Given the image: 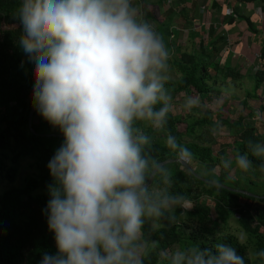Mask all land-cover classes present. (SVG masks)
<instances>
[{
    "label": "clouds",
    "instance_id": "clouds-1",
    "mask_svg": "<svg viewBox=\"0 0 264 264\" xmlns=\"http://www.w3.org/2000/svg\"><path fill=\"white\" fill-rule=\"evenodd\" d=\"M17 19L19 45L34 63L33 106L64 135L48 163L53 183L45 210L57 251L40 264H144L157 244L145 238V222L171 221L177 209L186 216L193 208L171 190L172 172L146 131L164 133L166 147L184 164L193 159L167 129L176 104L163 35L134 0H20ZM181 106L203 105L186 96ZM233 164L264 172V142L249 140L247 151L215 167L231 175ZM256 255L264 264V251ZM168 259L249 264L247 253L219 237L212 248L195 243Z\"/></svg>",
    "mask_w": 264,
    "mask_h": 264
},
{
    "label": "trees",
    "instance_id": "trees-1",
    "mask_svg": "<svg viewBox=\"0 0 264 264\" xmlns=\"http://www.w3.org/2000/svg\"><path fill=\"white\" fill-rule=\"evenodd\" d=\"M19 6L20 0H0V264H40L45 253L55 254L57 251L45 210L50 199L48 185L53 183L48 163L64 141V138L58 136L64 135L37 110L31 120L33 134L29 130L28 116L34 107V63L28 61L19 45L23 31L17 19ZM142 9L149 14L144 18L152 20L149 9L144 5ZM260 52L264 59V42ZM181 57V60L175 62L181 79L177 83H169L167 87L172 89L173 97L179 92L187 94L194 89L200 95L203 105V101L209 100L212 94L206 82L212 77L209 75L212 62L202 59L197 61L187 54ZM220 65L221 62L215 64L214 68L220 73L225 72ZM232 72L228 71L227 75L230 77ZM256 76H261V80L256 81L257 91L264 77ZM193 111L199 113L198 122L203 124L209 121L212 114L204 105ZM180 119V116L172 112L167 129L182 147L192 153L193 159L188 163L190 170L196 174L192 165L195 164L196 168L204 166L200 170H204L207 175L200 178L234 191L199 181L177 162L166 164L172 172L171 190L187 196L193 208L186 216H181L182 210L177 209L171 221L164 218L154 224L151 222V226L144 224L145 238L157 242L154 248L149 249L144 264H169V253L195 243L212 248L217 237L237 247L240 255L249 253V264H261L256 254L264 251V198L257 196L264 197V193L258 192L264 190V172L258 168L247 173L237 170L240 181L248 183L253 190L229 185L231 177L228 173L221 168L217 174L211 171L212 167L219 165L222 157H227L225 149L214 154L209 146L185 141L183 135L190 134L196 125H189L181 133L178 129ZM226 121L216 123V126L219 124L234 129L236 138L232 143V152L235 151V154L247 151L249 140L264 142V134L253 126L245 125L242 117L235 123ZM146 131L155 138V154L161 161L178 159L176 153L166 147L164 133L154 135L152 129ZM205 167L210 168V171L205 170ZM233 168H236L235 164ZM231 218L246 236L245 240L241 241L230 230L228 224Z\"/></svg>",
    "mask_w": 264,
    "mask_h": 264
},
{
    "label": "crops",
    "instance_id": "crops-1",
    "mask_svg": "<svg viewBox=\"0 0 264 264\" xmlns=\"http://www.w3.org/2000/svg\"><path fill=\"white\" fill-rule=\"evenodd\" d=\"M139 1L141 2L143 16L149 15L142 9L144 5L153 16V18H151L152 20L149 21L152 22L163 35L171 51V72L177 75V79L169 83H177L181 79V74L175 68V62L181 60L182 55L187 54L197 61L202 59L205 62H212L213 64L221 62L222 66L220 65V67H222L225 72L220 73L214 68L215 73L211 74L209 70V75L211 74L212 77L206 82L212 91L210 99H212L214 95L220 98L225 96L223 100L229 101V104H232V101L235 100L236 103L238 102L242 105H251L252 110L250 109L251 112L249 115L253 114V116H249L250 121H247V123L245 122V115H243L242 111L236 120L233 122L229 121V123H235L242 117L245 125L256 128L257 125L260 124L264 127V113L262 112L259 115L260 118H258L257 112L260 109L256 107L259 106L257 104L258 100L261 101L260 106H264V82L256 91V81L261 80V76L256 75H262L263 77L264 75L260 72H254L252 69L250 70V67L244 71L242 68L245 64L249 66L255 62L253 58L254 52L260 51L259 46L264 42V38H261L264 33V1L175 0L171 6H168L166 0ZM143 2L147 4L145 5ZM173 29L177 30L175 35ZM178 29H181L182 33H180ZM180 34H182V39L185 38L180 40L182 41V45L186 46L185 49L178 47L181 46V44L177 43L174 45L175 43H173L172 39L174 37H179ZM243 63L244 65H242ZM228 71H233L230 77L227 75ZM243 80L246 82V89L243 90L244 95L240 100L242 102H240L238 97L232 96L231 93H226L224 87L228 86L230 88L235 86L239 89L238 85H240ZM239 91L241 93L240 95H242V90L239 89ZM222 104H224V101ZM173 115L178 116L174 112ZM198 115L199 113H197L195 120L191 119V121H187L185 127L186 130L189 125H196L193 131L186 135V137L189 138L196 137L194 138L195 140H184L187 142H195L202 146H209L214 154H217L222 148H220L218 152H215L210 144L204 143L206 141L205 138L209 140L206 142L212 141L213 144L218 143L216 141L217 134H214L211 129L212 126L216 127V123L212 122L213 119H211V117L205 124L198 122V119H200ZM246 116H248V114ZM256 120H258V122H256ZM219 122L221 121L217 123ZM196 128L203 130L199 132L195 130ZM228 129L230 132L234 131V129ZM237 131L241 132L240 129ZM153 132L154 135L158 134L156 131ZM197 132L199 133L197 134ZM199 167L200 166H197V168ZM216 169L220 170V168H215L214 172L217 174L218 172Z\"/></svg>",
    "mask_w": 264,
    "mask_h": 264
},
{
    "label": "rangeland",
    "instance_id": "rangeland-1",
    "mask_svg": "<svg viewBox=\"0 0 264 264\" xmlns=\"http://www.w3.org/2000/svg\"><path fill=\"white\" fill-rule=\"evenodd\" d=\"M178 30L180 31V33H182L181 29H178ZM183 39H185V38H183ZM183 39H182V34H180L179 37H177V38L174 37L172 40H173V43H175L174 45H176L177 43H179V44H181V46H178V47H180L181 49H185L186 46H183L182 45V41H180V40H183ZM221 52H222V50H221ZM214 64L212 63L211 65L214 66ZM242 65H244V63ZM249 67H250V70H251L252 69V64H250L249 66L247 64H245L244 66H242L243 71L245 69H248ZM209 70H210L211 74H214L215 73L214 67H210ZM176 79H177V75H175L173 72H171V80L170 81H172V80L175 81ZM209 83H211V82H209ZM245 83L246 82L243 80V81H241V84L238 85L239 86L238 88L240 90H242V95H240L241 93H240L239 89H237L235 86L230 87V88L228 86H225L224 87L225 88L224 90H225L226 93L228 92V93H231L232 96L238 97V99L240 101L242 99V96L244 95L243 94V90L246 89ZM198 95L199 94L194 89H191L189 92H187V94H183V93L177 94L176 97H175V99H174V103L176 104V108H175V110L173 112L176 115H178V116L181 117L180 122L178 123V129H179V131L181 133H184L185 132V127H186L187 121H189V120L191 121V119L192 118H195L196 115H197V112L193 111L194 109L191 110V111L184 110L182 108V106H181L182 101H183V99L186 96H194V97H196L197 99L200 100L201 97H200V95L198 97ZM224 97L225 96H223V97L220 98L219 96L214 95L212 99H209V100H207L205 102L203 101L204 107L207 110H209V111L212 112V115H211V119H213L212 122L217 123L218 121H221L222 122V121H225V120L230 121V122H233L234 120H236L239 117V115H240V113H242V111H243V115H245V122L247 123V121H250L249 120L250 119L249 116H253V114L249 115V113L252 110L251 105H242L241 103H238V102L236 103L235 100L232 101V104H229V101L227 102V101L223 100ZM223 101H224V104H222ZM240 102H242V101H240ZM260 102L261 101L258 100L257 101V104L259 106H256L257 108L260 109L257 112V115L258 116L262 112L264 113V106H260ZM219 114L222 115L223 117L219 116ZM247 114H248V116H246ZM256 122H258V120H256ZM256 128L258 129V132L259 133L264 134V127H262L260 124H258ZM211 129L212 130H215V133L217 134L216 141L218 143H214L213 144L212 141L206 142V141H209V140H207V138H205L206 141L204 143L205 144H210L215 152H218L220 148H222V149L224 148L225 151H226V154H225L226 156L234 155L235 154V151L232 152L233 149H234V147L232 146V143L234 142V140L236 138V136L234 135V133L233 132H230L227 127L220 126L219 124H217L216 127H213L212 126ZM195 130H197V131L200 132L203 129L196 128ZM199 132H197V134ZM183 138L186 139V140H188V141H191V139L192 140H195L194 138H196V137H194V138L190 137L189 138V137H186V136L183 135ZM213 139H214V137H213ZM221 146H223V147H221ZM192 166H193L192 169L194 170V172L195 173L197 172L195 174V176H196L195 178H198L199 181H201L202 178H200V177L207 175V173L204 170L203 171L200 170V168L204 169V166H200L199 168H196L195 167V164H193ZM205 170L210 171L206 167H205ZM237 170H238L237 168H233V171H232V173L230 175L231 181L228 182V184L229 185H232L233 184V186H238L241 189L244 188L245 190H248V188H250V189L253 190V187H250L248 185V183H244L243 181H240V179L238 177V174H237V172H238ZM216 171L219 173L220 170L219 169H216ZM262 186L263 185H261V188H262ZM238 192H242V191H238ZM258 192L264 193V190L263 191H258ZM206 202H209V200H207ZM145 223L147 225L150 224V226H151V221H146ZM163 225H164V223H163ZM228 226L230 227V230L232 232H234V234H237L238 238L241 241H243V240L246 239V236L240 231V228L238 227V225L236 224V222H235V220L233 218H231V220L229 221ZM248 255H249V253H248ZM164 256H167V255L164 253Z\"/></svg>",
    "mask_w": 264,
    "mask_h": 264
},
{
    "label": "water",
    "instance_id": "water-1",
    "mask_svg": "<svg viewBox=\"0 0 264 264\" xmlns=\"http://www.w3.org/2000/svg\"><path fill=\"white\" fill-rule=\"evenodd\" d=\"M35 111H36V108L33 107V108L31 109L30 113H29V116H28L29 130H30V132H31L32 134H33V131H32V129H31V120H32V117H33V114L35 113ZM49 137H51V136H49ZM52 137H56V136H52ZM58 137H59V138H64V136H58ZM174 162L179 163V164H180L182 167H184L189 173H191L194 177H196L195 174L190 170V167L188 166V164H184L183 162L179 161L178 159L167 160V161H164L163 163L166 165V164H170V163H174ZM201 182H203V183H205V184H211V183H209V182L203 181V179H201ZM211 185L218 186L219 188L226 189V190H229V191H234V190H232V189H229V188L224 187V186H221V185H216V184H211ZM235 192H238V191H235ZM238 193H243V194L248 195V196H251V197L253 196V195H251V194L244 193V192H238ZM254 196H255V195H254ZM257 197H259V196H257ZM261 198H264V197H261Z\"/></svg>",
    "mask_w": 264,
    "mask_h": 264
},
{
    "label": "built area",
    "instance_id": "built-area-1",
    "mask_svg": "<svg viewBox=\"0 0 264 264\" xmlns=\"http://www.w3.org/2000/svg\"><path fill=\"white\" fill-rule=\"evenodd\" d=\"M174 2H175V0L174 1L166 0V3L168 4V6H171ZM134 3L141 10V2L139 0H134ZM141 12H142V10H141ZM176 32H177V30L173 29L174 35H175ZM247 37H248V35H247ZM261 38L262 39L264 38V33L262 34ZM260 46H259V48H260ZM253 58H254L255 62L253 63L254 65L252 64V70L254 72H260V73H262L264 75V59L261 57V52L260 51L254 52ZM198 97H199V95H198ZM200 100H201V98H200Z\"/></svg>",
    "mask_w": 264,
    "mask_h": 264
}]
</instances>
